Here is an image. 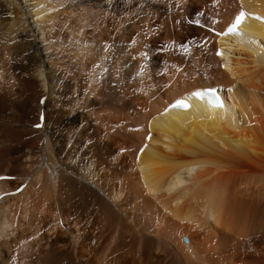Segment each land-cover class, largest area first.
Returning <instances> with one entry per match:
<instances>
[{
    "label": "bare ground",
    "instance_id": "6f19581e",
    "mask_svg": "<svg viewBox=\"0 0 264 264\" xmlns=\"http://www.w3.org/2000/svg\"><path fill=\"white\" fill-rule=\"evenodd\" d=\"M257 17L264 0H0V264H264Z\"/></svg>",
    "mask_w": 264,
    "mask_h": 264
},
{
    "label": "rangeland",
    "instance_id": "374dc122",
    "mask_svg": "<svg viewBox=\"0 0 264 264\" xmlns=\"http://www.w3.org/2000/svg\"><path fill=\"white\" fill-rule=\"evenodd\" d=\"M72 4H74V5L71 6L70 3L68 4V2H65V4L61 5L62 7L59 6L58 8L54 9L52 12H55L56 10H57V11H60V10L62 11V10H64L65 8H66V9H70V7H71V9H72V7L75 8V7H79V6H80V5L77 4V1H73ZM68 5H70V6H68ZM42 59H43V58H42ZM38 86H41V85H35V86H34V88H35V89H34V92H33V91H30V93H29V95L31 94L30 96H27V94L25 95V96H27V97H25L24 95H22V97L24 96L23 98H22V97L18 98V96H17L18 100L15 99L16 102H18L19 99H20V101L22 102L21 104H23V103L25 102V100H23L24 98H26V101L29 102V98H30V97H31L30 100L33 99V98H32V94H34V93H36V92H37V94H41V93L45 92V90H43V86H42V88H39ZM44 89H45V88H44ZM39 90H40V91H39ZM42 91H43V92H42ZM39 92H40V93H39ZM34 95H35V94H34ZM34 95H33V97H34ZM35 97H36V96H35ZM35 97H34V98H35ZM43 97L47 98V95L44 94V95L40 98V102H41V104L45 103V102H42V101H41V99H42ZM15 100H14V101H15ZM45 100H46V99H45ZM20 101H19L18 103H20ZM12 102H13V101H12ZM12 110H13V107H12L11 110L8 111V113H9V114L12 113V112H13ZM42 110H43V109H42ZM42 110H41V111H42ZM76 113H78V112L76 111ZM19 123H20V124H19ZM21 125H23V122H21V121L15 123V126H16V127H19V126H21ZM30 127H32V126H30ZM34 127H36V125H35ZM34 127H33V128H34ZM36 128H37V127H36ZM39 128H40V127H39ZM29 172H30V171H29ZM27 180H28V179H27Z\"/></svg>",
    "mask_w": 264,
    "mask_h": 264
},
{
    "label": "snow or ice",
    "instance_id": "6c2138e0",
    "mask_svg": "<svg viewBox=\"0 0 264 264\" xmlns=\"http://www.w3.org/2000/svg\"><path fill=\"white\" fill-rule=\"evenodd\" d=\"M245 15H246V14H245L243 11H241V12L237 15V17H236V19H235V24L232 25V26L229 28V31H233V30H235L236 26L239 25V24L242 22V20H243V18L245 17ZM257 19H262V20H264V18H262V17H257ZM196 95H199V93H197ZM181 103H184V102H181ZM184 106L187 107L188 105L185 103Z\"/></svg>",
    "mask_w": 264,
    "mask_h": 264
},
{
    "label": "water",
    "instance_id": "95a60500",
    "mask_svg": "<svg viewBox=\"0 0 264 264\" xmlns=\"http://www.w3.org/2000/svg\"><path fill=\"white\" fill-rule=\"evenodd\" d=\"M199 95H202V94H199ZM203 95H205V94H203ZM206 96H208V95H206ZM209 98H210V100L212 99V97H210V96H208ZM174 107V106H173Z\"/></svg>",
    "mask_w": 264,
    "mask_h": 264
}]
</instances>
